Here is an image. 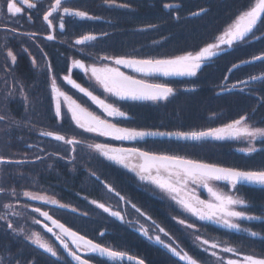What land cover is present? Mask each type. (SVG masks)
Here are the masks:
<instances>
[{"label": "trees", "instance_id": "16d2710c", "mask_svg": "<svg viewBox=\"0 0 264 264\" xmlns=\"http://www.w3.org/2000/svg\"><path fill=\"white\" fill-rule=\"evenodd\" d=\"M48 0H42L37 4L35 11L44 13ZM118 3H127L129 8L109 7L103 0H71V6L80 10L88 11L90 15L100 17L93 20H78L77 18L66 17L65 29L63 32L57 29L56 41L41 42L48 45L47 57L41 53L28 50L36 59V65L28 60L25 55V70L19 65L14 68L18 76L27 81V118L33 126L44 123L46 114L52 112V107L45 105L51 102V77L44 65L50 61L53 73L56 78L69 71L72 60H83L95 62L99 57L107 56H129L136 58L167 57L182 54L185 51H198L206 44L213 42L215 37L222 33L227 25L235 18L240 10L246 9L254 0H117ZM165 2L178 4L179 8L169 11L163 7ZM205 9L201 15L192 16V12H199ZM180 16L179 20L174 17ZM56 19L55 17L53 18ZM36 24H28V31H39L47 33L48 28L43 24L42 18L35 19ZM155 25L153 28L147 26ZM257 35L264 33V25H258L255 30ZM107 33V35H103ZM83 34H93L97 39L86 45H75L74 41ZM34 38L23 37L21 40L27 47L35 49ZM21 41V44L23 43ZM58 44V49L51 46ZM264 52V38L253 40L250 43L235 46L232 50L223 52L218 57H213L211 63L201 69L196 77H167V84L172 86L176 92L165 102L156 105L141 104L133 106L131 103L128 110V118L132 123L140 127H150L153 130L167 133L190 132L216 128L248 113L250 120L254 118L255 126L264 127V106H259V98L264 95V89L255 82L247 87L240 86L232 91L226 92L223 85L226 83L228 69L233 63H239L243 59H250L253 55ZM42 59V61H40ZM21 72V74H19ZM264 72V64L257 61L255 64L242 66L232 71L227 84L230 88L234 83L247 79L249 75ZM166 83V82H165ZM194 88L195 91L185 89ZM244 89L241 91L240 89ZM253 108L256 109L253 113ZM134 113V114H133ZM38 127L31 128L27 132L28 141H35L38 145L46 147L43 153L45 162L43 180L36 178V170L28 169L20 165H5L10 167V189L23 190L32 186L41 188L51 182L65 189V196L71 199L75 205L82 204L77 196H72L79 188L80 180L73 179L71 175L64 172V177L56 178L63 174V171L52 170L56 166V159L49 152L55 148L52 137L40 135ZM76 134V133H75ZM71 133L66 134L69 137ZM42 141L44 143L38 142ZM2 141V138H1ZM149 148L157 153L178 154L192 159H198L208 163L218 164L222 167H231L240 170L264 169V146L257 144L261 151L248 155L239 149L242 145L233 140H214L207 138L202 141H188L178 139L155 140ZM31 144V143H28ZM54 145V148L51 147ZM21 145L16 144L11 148V158H21ZM4 150H2L3 153ZM27 157L31 158L27 153ZM92 169L102 180L111 184L116 191L120 192L128 202L134 203L136 194L132 176L124 171H118L119 176L108 175V170L103 169L104 163L96 161L97 155L93 152ZM41 161V160H39ZM3 165V169L5 168ZM40 167V166H39ZM107 175V176H103ZM8 177L2 170V187L5 189ZM31 188V187H30ZM253 189L254 193L247 190ZM237 191L248 203L249 213L260 215L264 207V187L261 186H237ZM88 192V191H87ZM12 194V193H11ZM77 194V193H76ZM90 201L95 199L100 202L117 200L103 187L96 177H92L90 189ZM11 200V199H10ZM8 202V196H0V210L4 203ZM96 215L91 219L74 213L62 212L59 218L69 225L74 231L104 245H110L116 250L124 251L129 255L143 260L146 264H185L171 252L165 251L161 246H156L142 238L132 229L131 224H122L101 210L93 207ZM169 214V215H168ZM172 212L167 210V224L161 220L163 227L171 232L177 244L186 249L190 256L199 261H210L206 253L192 245V240L184 228L173 219ZM1 216V212H0ZM171 221V222H170ZM172 223V224H171ZM253 231L262 233L263 228L257 225H246ZM103 231L104 236L99 232ZM217 236V234H215ZM239 243L249 241L252 248L249 254L264 257V240L248 237L243 234H236ZM250 238V239H249ZM214 240V238H210ZM240 249L248 253L242 245ZM174 246V245H173ZM0 257L18 259L21 264H60L50 262L51 256L34 247L23 238L16 236L11 229L6 227L4 219H0ZM94 264H113L106 258L101 259L93 256L90 258ZM130 264H135L130 262ZM214 264V263H212Z\"/></svg>", "mask_w": 264, "mask_h": 264}, {"label": "snow or ice", "instance_id": "6c2138e0", "mask_svg": "<svg viewBox=\"0 0 264 264\" xmlns=\"http://www.w3.org/2000/svg\"><path fill=\"white\" fill-rule=\"evenodd\" d=\"M103 2L109 7L115 6L125 9L130 7L129 4L118 3L117 0H103ZM18 3L27 5L29 9H37V4L41 3V0H8L6 12L12 15L20 14L22 7L18 6ZM163 7L171 11L179 8V5L165 2ZM4 10L3 7H0V19L3 18ZM205 11V9H201L199 12H192L191 15L198 16ZM54 14L58 20V27L61 32L65 29L66 17L79 18L80 20L100 19V17L90 15L88 11L73 8L70 0H48L42 18L53 33L55 32V25L50 17H54ZM174 18L179 20L180 16L177 14ZM258 25H264V0H254L246 9L240 10L222 33L215 37L213 42L206 44L198 51H185L178 55L148 58L104 55L99 57V59L110 61L111 65L114 66L110 64H103L101 66L92 64L89 66L83 60H73L72 67L80 69L85 74L90 71L91 77L95 79V82L103 89V92L116 98L118 101H167L169 97L175 95L176 90L167 83L155 82L147 79L148 77H196L203 67L211 63L213 57H218L223 52L232 50L235 46L264 38V33L257 35L255 31ZM147 27L153 28L155 25L149 24ZM7 30L15 32V29ZM27 35L31 38L37 34L28 33ZM103 35H107V33ZM55 38L54 34L45 36V39L49 41ZM96 39V35L83 34L74 43L75 45L83 46ZM24 51L27 52L28 49L25 48ZM40 51L44 57H47V53L43 52V49H40ZM7 56L11 59L12 64H15L16 56L11 50H7ZM257 61L264 64V52L259 55H253L250 59H243L239 63H233L231 68L228 69V72L231 73L233 70L239 69L242 66L255 64ZM32 63L34 66L36 65L35 57H33ZM121 66L139 74L140 78L121 71ZM44 67L51 77V93L55 100V116L62 120L64 115H69L70 120L74 121L76 127L84 133L130 142L142 140L149 136L173 135L184 140L193 141H202L207 138L214 140H243L246 142L247 147L240 148L239 150L248 155L262 150L256 147L257 141H261L262 146H264V127L255 126L254 118L250 120L248 113L242 114L220 127L208 128L207 130L201 131L167 133L121 127L117 123L105 118V116L114 119L128 118L127 113L122 111L120 107L95 95L88 88L82 87L71 78L69 70V74L64 75L63 80L100 108L105 116L96 114L61 90L57 84L56 76L52 74L53 68L50 61L46 60ZM253 82H258L259 87L264 89V72L249 75L247 79H242L238 83H234L231 88H228L226 83L223 87L227 91H232V89L238 87V84H243L247 87L253 84ZM20 89L25 101H27L28 97L23 92L22 84L20 85ZM185 90L195 91L194 88ZM240 90L243 91L244 89L242 88ZM62 102L66 104V112H62ZM258 103L259 106H264V95L260 96ZM252 111L255 113L256 109L253 108ZM6 120V116L0 115V121ZM13 123L19 124L17 121H13ZM40 135L52 137L56 141L70 145L73 153H75L78 145L86 144L89 149L94 150L106 160L136 172L140 180L148 181L161 191L167 193L184 212L190 213L191 216L199 221L216 224L238 233H247L250 237L260 236L259 232L253 231L251 228L242 227L241 223H239L240 221H264V214L252 215L249 213V203L238 193L237 185L248 184L264 187V169L240 170L231 167H222L218 164L208 163L178 154L156 153L142 150L136 146L116 148L103 142L87 143L76 136L67 137L59 132L53 131L42 130L40 131ZM29 147L32 146L29 145ZM72 158L75 159V156ZM133 161L139 162L135 163ZM6 162L13 163V161H5V158L0 156V165ZM14 163L20 164L24 163V161H15ZM90 175L95 176L96 180L100 181L109 193H114L121 201L128 203L120 192L116 191L111 184L102 180L95 172H90ZM218 182H223L228 186V190L219 187ZM197 188L206 190L209 198L202 199L197 193ZM0 192H3V189H0ZM23 195L32 200H41L45 204L55 205L58 208H69L73 213L78 211V209L70 205L60 203L53 197L42 196L33 192H24ZM85 199L87 200L88 198L85 197ZM89 203L95 205L97 209L102 210V213H107L122 222L131 223L125 220L124 215L120 211L113 210L103 202L93 199ZM5 207L11 208L12 205L8 204ZM25 207H28V205H25ZM132 207L136 208V205L133 204ZM32 211L39 213L46 221H50L53 227L45 224L44 228L47 232L52 233L60 242L64 252L71 258L70 260H66L41 233L33 231L31 234H24L23 228H17L11 221H7L6 217L0 216V219H5L6 227L11 229L13 233L24 235L25 239L35 244L38 248L43 249L44 252L50 253L52 257L60 261V264H73V262L74 264H92L91 259L84 258L79 253H83L87 257L96 256L101 259L106 258L108 261L113 262V264H130L133 261H135V264H144L143 260L136 259L124 251L116 250L110 245L106 246L86 238V236L67 227L58 219L53 218L48 211H42L38 207L33 208ZM136 211L144 215L139 208H136ZM12 215H17V213H12ZM80 215L87 216L88 213L81 212ZM148 219H151V217H148ZM173 219H176L178 224L187 229H195V241L198 242L200 248L215 258L217 264H264V257L251 254L241 256L238 249L230 246L227 241H210L209 239L203 238L202 235L196 234L199 232V229L187 219H181L179 217H173ZM33 222L36 224L41 223V221L36 219H33ZM157 228L160 233H163L165 237L172 240V237L164 228L159 226ZM54 229H58L59 231L56 232ZM140 230L149 240H154L156 243L161 244L172 255L184 261L185 264H199L198 260L190 256L186 251L183 249L178 250V245L173 246V243H168L161 239L160 235H151L143 226H141ZM99 235L104 236L105 233L101 231ZM261 238L264 239V237ZM215 249H220V252L231 253L236 258L220 256ZM0 264H19V260L9 258L5 261L3 257H0Z\"/></svg>", "mask_w": 264, "mask_h": 264}, {"label": "flooded vegetation", "instance_id": "af4514ba", "mask_svg": "<svg viewBox=\"0 0 264 264\" xmlns=\"http://www.w3.org/2000/svg\"><path fill=\"white\" fill-rule=\"evenodd\" d=\"M42 1V0H41ZM8 0H0V7H3L4 13L3 18L0 19V115H4L7 117L6 121H0V156L5 158V161H24V163H20L18 165L23 166L28 169H35L36 170V178L38 180H43L44 167L42 164L45 162L44 158L45 156L43 153L46 151V147L43 145H38L35 143V141L31 140L28 141L27 139V132L31 128L38 127L40 131H53V132H59L62 135L68 134L70 132H77L80 133V139L86 141L87 143H92L91 141V133H84L81 129L77 128L74 121H71L69 118V115H64L63 119L60 120L55 116V100L52 94L51 102H47L45 105L52 107V112H49L46 114V119L44 120V123L33 126L30 124V121L27 118V101H25L24 96L21 94L20 85H23V92L27 95V81L24 80L22 77L18 76V74L15 72L14 68L19 65V68L21 67V70H25L24 64L25 60H23V57H26L25 55H20V52H25L24 49L32 50L41 53L40 49H43V52L47 51L49 48L48 45H45L41 41H47L45 39V36L48 34H51V30L48 29L47 33H41L39 31H28L27 26L30 24L31 26L35 25V19L42 18L43 14L40 11H35V9H29L27 5L19 4L18 6L22 7V12L17 15L8 14L6 12V4ZM29 17H31L29 19ZM43 19V18H42ZM44 24V20H43ZM53 24L55 25V35H57V29H58V20H53ZM48 27V26H47ZM7 29H15V32L8 31ZM28 33H36L37 35L34 38V42L36 43L35 49L32 47H27L26 43L21 40L23 37H30L27 35ZM21 41L23 42L21 44ZM53 49H58L59 45L54 44L51 46ZM7 50H11L12 52L16 53V62L15 64H12L11 60H7L2 57V53H7ZM43 54L41 53V56ZM33 57V56H32ZM28 60L32 62L28 57ZM36 60V59H35ZM42 61V59H40ZM72 62L70 63V73L71 78L75 80L77 83H79L82 87L88 88L89 85L85 82L88 79L87 74H85L83 71H81L78 68H72ZM86 65H103V64H110V61H104V60H98L95 62L91 61H84ZM114 66V65H111ZM121 71L134 75L139 77V74L135 73L131 69L124 68L121 66ZM26 71V70H25ZM7 72V73H6ZM21 74V72H19ZM69 71L65 73L64 75H68ZM63 74L59 75V78H57V84L60 88H62V91L66 92L68 95L72 96L73 99L77 100L78 103H81L83 106L88 107L89 110L95 112L98 115L105 116L103 114L102 110L98 108L95 104H93L87 97H85L82 93H80L77 89L73 88L71 85H68L66 81L63 80ZM86 78V79H85ZM147 79L155 81V82H161V83H167V79L165 78L161 79L155 78V77H148ZM163 80V81H162ZM20 89L19 96H14L12 93H14L17 88ZM90 91H93L95 95L100 96L102 99H106L109 103H114L116 106L120 107V109L126 113H128L127 107L130 106L132 103L133 106L141 104H150L154 105L155 102L152 101H118L116 98L110 96L107 93L103 92V89L100 88V90L94 91L89 89ZM11 93V95H9ZM165 102V101H164ZM62 112H66V104H63L62 102ZM134 114V113H133ZM128 116V114H127ZM112 122L117 123L121 127H129V128H135L138 130H147V131H153V129L150 127V124L148 127H140L136 122L134 123V120L136 117H133L132 123L130 122V119L127 118H112V117H106ZM13 121L19 122L13 123ZM160 132V131H159ZM78 134L76 136H78ZM43 137V136H42ZM2 138V141H1ZM105 138V137H104ZM106 140L103 141V143H108L113 147L119 148V147H131L136 146L141 148L142 150L152 151L149 146L153 145V141L147 137H145L142 140H137L134 142L130 141H119V140H113L110 138H105ZM55 143L54 145L51 144V147L54 148L49 153L53 155V157L56 159L55 163L56 166L52 170L57 171H63V174L56 178H62L64 177V172H67L73 179H78L80 187L75 190H77L72 196H77L80 201H84V209L88 210V219H91L90 215V208L91 203L90 201V189H91V175L90 172L92 171V149H89L86 144L78 145L76 148L75 153L71 151V146H68L62 142L56 141L52 139ZM38 141V140H37ZM41 143H44L42 141H38ZM31 143V144H28ZM16 144L21 145V158L19 159H12L11 158V148L13 146H16ZM31 145L32 147H29ZM2 150L3 153H2ZM27 153L32 156L31 158L27 157ZM157 153V152H156ZM75 156V159L72 157ZM42 157V159H40ZM102 158H104L102 156ZM41 160V161H39ZM108 163L105 166V170H108V175L114 176L115 179L119 176L118 171H125L126 174L132 176V181L134 185V193L136 194V198L134 200V203L128 202L125 203L123 201L122 203H118L116 207L122 212V214L125 217L126 221H130L132 229L138 233L139 236L142 238H145L148 242L156 245L161 246V244L156 243L154 240H149L145 235H143V232L140 230L141 226H143L144 229H147L149 233L153 236L160 235L161 239L168 242L167 237L164 236L163 233H160L158 231L157 226L164 228L163 223H161V220H165L167 224V210L169 212H172L174 215H171L172 217H179L181 219H187L189 222L194 223L196 225V228L199 229V232L196 234L202 235L203 238L209 239L211 241V237L214 238V240L217 241H227V243L230 246L236 247L239 251V253L242 255L249 254L251 252V247L249 246L250 242L246 241L244 244L239 243L240 241H237V238L235 237L236 234H243L248 237H250L247 233L243 232H235L228 230L226 228H223L219 225L208 223V222H202L197 220L195 217L191 216L190 213L184 212L179 205L176 204V202L171 199V197L161 191L160 189L156 188L155 185L149 183L148 181H142L140 180L139 176H137L136 172L129 170L128 168H124L119 164H116L112 161L106 160ZM135 163H138L139 161H133ZM11 167L13 163H4ZM4 168L5 176L8 177L6 186L4 191L9 192L10 191V167ZM40 166V167H39ZM104 170V171H105ZM107 176V175H103ZM218 186L221 188H224V190H228V186H226L224 183L218 182ZM61 187V186H58ZM88 191V192H87ZM249 193H254L255 190L248 189ZM156 192L157 194H155ZM77 193V194H76ZM197 193L202 199H208V194L206 190L203 188H197ZM85 197L88 199L86 200ZM118 197V196H117ZM82 199V200H81ZM33 203H38L37 200H29ZM118 201V200H116ZM119 202V201H118ZM135 204L136 208H139L144 215H141L140 212L136 211V208H133L132 205ZM252 205L251 203L249 206ZM264 206V205H263ZM33 212V211H32ZM264 214V207L260 211V215ZM52 215V214H50ZM169 215V214H168ZM53 216V215H52ZM148 217H151V219H148ZM53 218L57 219L53 216ZM34 219H38L41 221V225L44 227L45 224H47L49 227H53L50 223V221H46L44 217L40 216L39 213L35 212ZM59 220V219H58ZM176 222L177 220L174 219ZM60 221V220H59ZM122 224H129L122 222L118 220ZM155 221V223H153ZM171 222V221H170ZM242 227H246V225H257V227H262L263 229L260 230L262 233H260V236L254 237V238H260L264 237V221L262 220H254V221H240ZM66 224V223H65ZM172 224V223H171ZM67 225V224H66ZM179 228H184L185 231L188 233L190 240H192V245L195 246V248H199L200 251L206 253L202 248H200L197 245V242L194 239V233L195 229H187L184 226L180 225ZM165 229V228H164ZM54 231L58 232L59 230L54 229ZM167 231V229H165ZM168 232V231H167ZM170 236L172 237V242L175 245L177 244V241L172 236L171 232H168ZM217 234V236L215 235ZM252 238V237H251ZM250 239V238H249ZM264 240V239H262ZM242 245L244 248H246L249 251H246L248 253H244L245 251H242L240 249L239 245ZM71 246V245H70ZM179 246V245H178ZM180 248H183L179 246ZM164 248V247H163ZM165 251H167L166 248H164ZM186 251V249H183ZM187 252V251H186ZM188 253V252H187ZM217 253L220 256H223L225 258H236L231 253H228L229 256L223 254L219 251ZM251 254V255H256ZM207 258H210V254L206 253ZM260 257V256H258Z\"/></svg>", "mask_w": 264, "mask_h": 264}, {"label": "rangeland", "instance_id": "374dc122", "mask_svg": "<svg viewBox=\"0 0 264 264\" xmlns=\"http://www.w3.org/2000/svg\"><path fill=\"white\" fill-rule=\"evenodd\" d=\"M78 20H80L79 18H77ZM30 52L28 51V56L30 58V60L32 61L33 59V55L29 54ZM14 55H17L16 53L13 52ZM33 56V57H32ZM2 57L7 59V60H11L8 56H7V53H2ZM97 65V64H96ZM97 66H100V65H97ZM75 69V68H74ZM71 70H73V67L71 68ZM7 73V72H6ZM88 79L85 81L89 86V89L91 90H94V91H97V90H100V86L95 82V79L93 77H91V72L89 71L88 74ZM86 79V78H85ZM28 87V86H27ZM28 90V88H27ZM62 90V88H61ZM20 94V89L19 87L17 88V90L12 93V95L14 96H19ZM156 103V102H155ZM72 136H75V133H71V135L69 137H72ZM231 140V139H229ZM233 141H236V143H239L240 145H242L243 147H247V144L245 141L243 140H233ZM261 143V141H257L256 142V146L257 144ZM32 182V186H28L26 189H24L25 191L21 192L20 190H16V189H13L14 190V194H13V190H12V194H11V205L12 207L11 208H8L10 211H11V214H6L4 217H6L7 221H11L17 228H23L24 230V234H31V232L35 231V232H39L41 233V235L49 242L51 243L52 246H54L56 248V246L54 245L55 241L54 239H51L49 237H47L45 234H44V231L43 229L40 227V226H35L34 224H32L33 222V219H31L30 216V209H31V205L29 203L25 204V200L29 201V200H32V199H29L27 197H25L23 195L24 192H33V193H38L39 195H42V196H48V197H53L55 198L57 201H59L60 203L62 204H66V205H70L69 203L65 202V200H67V196H65L63 194V189L61 191L55 189L54 186L52 185H43L41 188L35 186V181L34 180H31ZM31 187V188H30ZM156 187V186H155ZM157 188V187H156ZM159 189V188H158ZM155 194H157L156 192H154ZM25 198V200H24ZM117 200L120 202V198L118 197ZM38 203H43L41 200H37ZM44 205H46L47 207H44L45 209H53L55 210L56 213H60L58 211V207L55 206V205H52V204H45L43 203ZM5 205H8V204H5ZM25 205H28V207H25ZM118 205L117 201L116 200H113L111 202V205H109V207H111L113 210L115 211H120L118 209V207H116ZM71 206V205H70ZM121 212V211H120ZM12 213H17V215H12ZM122 213V212H121ZM2 216V215H1ZM29 217V218H27ZM34 218V217H33ZM5 220V219H4ZM16 236L18 237H21L23 238L24 240L28 241L27 239H25V236L24 235H21V234H18V233H14ZM167 240H168V243H171L172 240H169V238L167 237ZM30 242V241H28ZM53 242V243H52ZM31 243V242H30ZM32 244V243H31ZM35 244H33L34 246ZM174 246H177L175 244H173ZM197 245H198V242H197ZM199 246V245H198ZM34 247H37L36 245ZM206 247V246H205ZM41 249V248H39ZM43 250V249H41ZM57 250V248H56ZM178 250H180V247L178 246ZM44 251V250H43ZM58 251V250H57ZM215 251H219V249H215ZM227 256H229L228 253H224V252H221ZM211 256V255H210ZM4 258V257H3ZM5 259V258H4ZM9 259V258H8ZM210 261H199L200 264H217L216 260L214 257H210ZM53 260H56L55 257H52L50 258V262L51 263H55V261ZM21 264V263H19ZM56 264V263H55Z\"/></svg>", "mask_w": 264, "mask_h": 264}, {"label": "bare ground", "instance_id": "6f19581e", "mask_svg": "<svg viewBox=\"0 0 264 264\" xmlns=\"http://www.w3.org/2000/svg\"><path fill=\"white\" fill-rule=\"evenodd\" d=\"M78 209H79V210H84V206H83L82 204H79V205H78Z\"/></svg>", "mask_w": 264, "mask_h": 264}, {"label": "water", "instance_id": "95a60500", "mask_svg": "<svg viewBox=\"0 0 264 264\" xmlns=\"http://www.w3.org/2000/svg\"><path fill=\"white\" fill-rule=\"evenodd\" d=\"M51 18V17H50ZM229 75H230V73H229Z\"/></svg>", "mask_w": 264, "mask_h": 264}]
</instances>
